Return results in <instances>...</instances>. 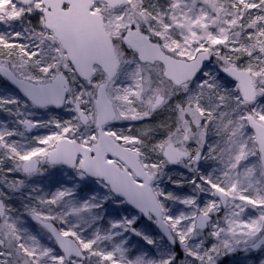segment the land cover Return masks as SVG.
I'll use <instances>...</instances> for the list:
<instances>
[{"label": "snow or ice", "instance_id": "obj_1", "mask_svg": "<svg viewBox=\"0 0 264 264\" xmlns=\"http://www.w3.org/2000/svg\"><path fill=\"white\" fill-rule=\"evenodd\" d=\"M0 264H264V0H0Z\"/></svg>", "mask_w": 264, "mask_h": 264}]
</instances>
